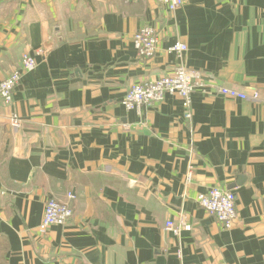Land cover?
<instances>
[{
    "label": "crops",
    "instance_id": "crops-1",
    "mask_svg": "<svg viewBox=\"0 0 264 264\" xmlns=\"http://www.w3.org/2000/svg\"><path fill=\"white\" fill-rule=\"evenodd\" d=\"M145 26L160 40L140 59ZM25 53L36 68L0 100V264H264V0H0V81ZM177 67L205 82L190 118L177 95L122 105ZM211 187L234 193L241 226L198 206ZM49 197L73 215L41 230Z\"/></svg>",
    "mask_w": 264,
    "mask_h": 264
},
{
    "label": "built area",
    "instance_id": "built-area-1",
    "mask_svg": "<svg viewBox=\"0 0 264 264\" xmlns=\"http://www.w3.org/2000/svg\"><path fill=\"white\" fill-rule=\"evenodd\" d=\"M157 1L165 5L169 11L175 10L185 2V0ZM159 40V33L155 28L150 26L140 28L133 36V45L137 57L140 59L151 58L157 50ZM186 48L184 43L177 42L169 50L180 56ZM39 52L44 53V50ZM36 66L37 62L33 56L26 53L22 55L19 67L12 70L9 75L0 81V100L3 103L10 104L12 102L13 94L22 75L33 71ZM204 87L205 82L199 73L184 67H177L171 73L157 79L131 84L126 90L121 103L127 110L139 111L141 107L161 103L168 94L177 95L182 101L183 116L188 119L191 116V94L197 88L204 90ZM219 92L231 99H252L255 101L259 99V92L256 90L246 93L235 88L220 86ZM9 121L14 128H18L22 119L13 113L9 117ZM67 197L69 199L72 198L71 193H68ZM196 202L199 207L213 215L222 228L231 229L232 227L241 226L242 223L235 207V195L231 190L211 187L203 193H198ZM72 215L73 210L68 202L49 197L44 205L40 228L45 230L51 225H64ZM189 228L190 225L182 224L177 226L171 221H167L165 224V229L175 234Z\"/></svg>",
    "mask_w": 264,
    "mask_h": 264
}]
</instances>
